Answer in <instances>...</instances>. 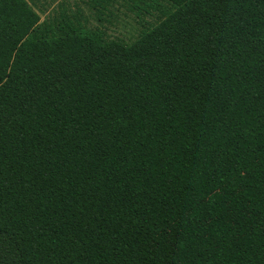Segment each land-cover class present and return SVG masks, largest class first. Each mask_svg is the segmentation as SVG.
Wrapping results in <instances>:
<instances>
[{
	"label": "trees",
	"instance_id": "16d2710c",
	"mask_svg": "<svg viewBox=\"0 0 264 264\" xmlns=\"http://www.w3.org/2000/svg\"><path fill=\"white\" fill-rule=\"evenodd\" d=\"M28 1L0 0V264H264V0H121L160 16L130 45Z\"/></svg>",
	"mask_w": 264,
	"mask_h": 264
},
{
	"label": "rangeland",
	"instance_id": "374dc122",
	"mask_svg": "<svg viewBox=\"0 0 264 264\" xmlns=\"http://www.w3.org/2000/svg\"><path fill=\"white\" fill-rule=\"evenodd\" d=\"M70 10V12H79L83 18L88 20L85 26L88 29H101L108 40H118L130 45L134 43L142 31V29L155 26L160 16L153 14L151 17L145 18L146 23H140L136 19L134 12L128 2L121 0L116 1L108 8L105 13L106 22L97 23L96 15L87 7L89 0H62ZM32 8L38 13L41 21L46 17V13H52L56 10V4H50V0H32L28 1ZM165 7H168L164 4ZM46 13H42L41 11Z\"/></svg>",
	"mask_w": 264,
	"mask_h": 264
}]
</instances>
